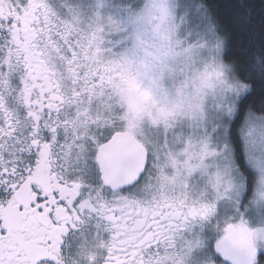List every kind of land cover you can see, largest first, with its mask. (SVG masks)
<instances>
[{
  "label": "snow or ice",
  "instance_id": "1",
  "mask_svg": "<svg viewBox=\"0 0 264 264\" xmlns=\"http://www.w3.org/2000/svg\"><path fill=\"white\" fill-rule=\"evenodd\" d=\"M0 264H264V0H0Z\"/></svg>",
  "mask_w": 264,
  "mask_h": 264
},
{
  "label": "flooded vegetation",
  "instance_id": "2",
  "mask_svg": "<svg viewBox=\"0 0 264 264\" xmlns=\"http://www.w3.org/2000/svg\"><path fill=\"white\" fill-rule=\"evenodd\" d=\"M150 96L141 91L133 81H127L126 104L133 118L142 123L145 120L146 99Z\"/></svg>",
  "mask_w": 264,
  "mask_h": 264
},
{
  "label": "rangeland",
  "instance_id": "3",
  "mask_svg": "<svg viewBox=\"0 0 264 264\" xmlns=\"http://www.w3.org/2000/svg\"><path fill=\"white\" fill-rule=\"evenodd\" d=\"M206 71L207 70L205 69L204 72L206 73ZM195 75L199 78L200 76L204 75V73L197 72V73H195ZM208 75L210 76L211 74L208 73ZM201 83H204V81L202 80ZM194 89L197 92L200 91L199 86L195 85V84H194ZM186 99H187V97H184V99L180 100L179 103L183 104ZM156 105H157V101L152 96H149L146 99L145 120H143L142 123H144V122H155V121L162 120L164 118V116L166 114L165 109L163 107L157 109ZM162 163L167 165L169 163V161H162Z\"/></svg>",
  "mask_w": 264,
  "mask_h": 264
}]
</instances>
